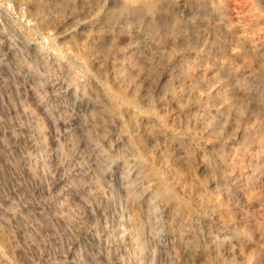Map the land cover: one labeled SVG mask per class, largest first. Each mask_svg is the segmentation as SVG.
I'll return each instance as SVG.
<instances>
[{"label": "rangeland", "instance_id": "rangeland-1", "mask_svg": "<svg viewBox=\"0 0 264 264\" xmlns=\"http://www.w3.org/2000/svg\"><path fill=\"white\" fill-rule=\"evenodd\" d=\"M147 1L0 0V264H141L135 246L147 253L143 264H191L184 250L203 242L200 219L167 211L161 223L145 226L139 244L134 238L133 136L139 129L145 147L160 145L147 133L152 123L172 132L173 151L178 145L197 153L199 140L221 166L233 159L234 184L253 172L262 177L247 164L259 161L264 133L255 118L242 119L260 105L258 98L250 108L242 90L258 84L231 53H245L249 22L264 40V19H251L249 0H160L154 9ZM259 6L254 16L264 18V0ZM166 69L172 74L158 83ZM235 75L239 85L225 83ZM219 85L223 90H215ZM134 96L141 107L126 108ZM237 127L244 134L231 138ZM200 181L190 178L202 191ZM218 195L215 189L211 202ZM172 238L176 252L151 257ZM253 250L246 246L233 260L249 264Z\"/></svg>", "mask_w": 264, "mask_h": 264}, {"label": "bare ground", "instance_id": "bare-ground-1", "mask_svg": "<svg viewBox=\"0 0 264 264\" xmlns=\"http://www.w3.org/2000/svg\"><path fill=\"white\" fill-rule=\"evenodd\" d=\"M155 1H160V0H149V1H147L149 9L153 8L152 4ZM259 1L260 0H249V2H248V3L251 2V4H252V7L250 9L251 12L248 13V15H250L251 19H252V17H253V19L254 18L264 19V18H262V15H260V14L258 17L254 16L255 13H257V8L260 7ZM133 2H135V1H133ZM158 3H160V2H158ZM222 4L223 3H221V5ZM138 8H140V7H138ZM258 13H261V10H258ZM248 18H249V16H248ZM254 22L248 23L250 30L248 29L249 31L247 32V34L244 37H241L243 44L245 46V48H244L245 53H243V55L241 53H239V54L231 53V59L233 61H241L243 59L242 62L245 63L243 65L248 72L249 80H252V81L256 80V83L258 84V88H256V90L255 89L251 90V88L248 87L247 85L242 90V91L246 92L247 96L249 97L248 102H249L250 108H253L256 106L257 103L254 104L256 99H258V98L260 99V105H259L257 111H253V109H251V111H250V109L248 110L247 108H246L247 110H244L243 109L244 106H243L242 109L246 112L243 114L242 119L244 122H247L250 120V118H255L258 121L262 132L264 133V40L262 41V39H258L257 34L260 31V29L257 32V30L255 28V26H257V24H256L257 22L256 23H254ZM99 51H100V49H99ZM110 53H111V51H110ZM228 55H230V54H228ZM147 71H148V69H147ZM172 72L173 71H171L169 69L167 71H165L162 74V76L160 77V81L158 83H161L162 81L165 83V81H167V80H165V78L168 75L172 74ZM99 74H101V73H99ZM255 77H258V78L260 77L263 80H261L260 78L257 79ZM169 79H170V77H169ZM237 79L238 78L236 77V75L234 77L230 76L226 79L225 83L229 84L233 80L237 81ZM171 81H173V80H171ZM238 81L236 82V85H239ZM226 84H223V85H226ZM164 86H166L165 89L167 91H169L167 93L169 96L173 97L174 99H178V94H177L173 85L164 84ZM155 87H156V84H155ZM222 87H223L222 85L216 86L215 90L222 89ZM161 88H163V84H162ZM237 89H238V87H237ZM150 90H151V88H150ZM147 93H145V94H147ZM242 93H240V94H242ZM121 95H122V92L120 94V97H121ZM199 96H202L201 97V100H202L203 95H199ZM207 96H210V95L208 94ZM123 98H124V96H123ZM138 100H139V98H137L135 96H134V98H129V100L124 101V103L126 104L125 107L127 108V105H130V104H135L139 107L140 106L139 105L140 100L139 101ZM225 101H224V103H225ZM252 101H254V102H252ZM152 102L150 104V109H149L150 110L149 111L150 112V119L155 122V120L159 119L158 113H157L158 110L156 108L157 106ZM244 103L246 104V102H244ZM251 104L253 106H251ZM121 105H123V104H121ZM227 107H229V106H227ZM212 111H213V109H212ZM227 111H228V113L231 112V110H227ZM207 112H209V111L207 110L205 113H207ZM218 115H219V113H218ZM237 115H238V113H237ZM219 118H220V115H219ZM161 119H163V118H161ZM230 120H232V119H230ZM144 121H146V120H144ZM137 123L138 122H136V124ZM146 123H147V121H146ZM231 124L235 125V123H231ZM255 124H256V122H255ZM234 125H232V126L234 127ZM226 126L228 127V125H226ZM229 127H228V129H229ZM242 127H243V125H242ZM146 128H147V133L149 134L150 138L152 137L151 139L153 141L155 139H158L157 142H160L159 143L160 145H158V143L157 144L153 143L152 147H149V146L145 147L144 144L142 143L143 134L139 131V129H136L137 132H135L136 134L133 137H134V141L137 143L136 146L138 147V151L135 153L134 159L132 158L134 160V164L136 166L135 172L133 174L135 177L134 178L135 181H134V183H132L131 186L128 187V193H129L130 197L138 205V208H139V210L137 211V213L135 215V223L133 226V228L135 229L134 238L136 239V242L138 241V244L140 243L139 242L140 235L145 230V226L147 224H150L153 221L158 222V223L160 221H163L164 220L163 214H166L167 211H170V212L172 211L175 215H179V217L180 216L181 217L187 216V217H195V219H198V220L200 219L199 221L200 222L202 221L203 224L206 225L207 231H206L205 235L203 236V240H202L203 242H201L200 244L198 243V245H196L194 247L185 246V250L183 249L185 251L184 253L186 254L185 255L186 258L190 260L191 264H242V263H238V262L234 261L233 260L234 258L232 256H234V257L240 256L242 253V250L246 246H249V248L250 247L254 248L251 256L249 257L250 258L249 264H264V145L262 146V149L260 150V156H259L260 159L256 164L252 163V161H249V162L246 161V162H248V164H247L248 168L250 170H252L253 168L260 170V172L262 173V175H261L262 177H260L258 179L254 178V176H252V174L254 175L255 172H253L251 174V177L249 176V178H247V180L245 182L234 184L233 179L235 177V171L233 169V167H234L233 159L226 161L227 168L223 167L224 165L221 166V164H218L213 160L212 154L206 153V150L204 149L206 147L204 146V148H203L202 147L203 144L201 145L199 140H197V146L200 149L199 152L195 153L193 150L184 149V147L181 148V146L175 145V146H173V149L176 152L175 153L172 150V147L170 144V143H172L171 139L173 140V138L171 136L172 132L170 133L168 131L167 127L160 129V128L155 126V123H152L151 125L146 126ZM224 129H226V127ZM243 134H244V130L242 128L237 127L235 129V131L232 133L231 138L237 139V138L241 137ZM211 139H212V137H211ZM215 139H217V138H215ZM263 139H264V135H263ZM195 140H196V138H195ZM179 141H180V139H179ZM182 142H183V140H182ZM205 142H207L206 143L207 146L210 143V141L208 142V139ZM228 143H229V141H228ZM161 144H163V145H161ZM209 149H211V148H209ZM174 155H175L174 160L175 161L179 160V162H180L179 165L174 163L175 162V161H173ZM157 161L161 162L159 167H158V171H159L158 179L155 178L156 180H155L154 184L152 182L149 183V180H147V179L148 178L151 179V177L153 175H155V173L153 172L154 171L153 166L156 165ZM145 163L146 164L150 163L151 166H148V164L146 165ZM192 176H201L200 185H202V189H203L202 191L197 186H195V184L193 182H190V178ZM211 186H212V188H211ZM215 189L217 190V194L220 195V196L218 195L219 200L216 202H211L210 195H212V192L215 191ZM195 193H197V195H194ZM142 198H144V199L150 198L151 203L149 204V202H148L149 205H146V206H148V208L142 207L144 204L142 206H141V204L139 205V202L142 203ZM166 216H168V215H166ZM178 225H179V222H178ZM200 232H198V233H200ZM182 234H183L182 232L180 234H178V238L180 239V241H182V239H181ZM201 235L202 234H200V236ZM124 236H125V234H124ZM173 239L174 238H172L164 246H159V247H161L160 250L155 249L153 252L151 251L152 252V253H150L151 257L152 258L159 257V255L163 254L165 251L166 252H168V251L172 252V250H173L174 252H176L177 244H173ZM137 247H139V246H135V250L137 251V254H136L137 259L139 260V262L141 264H143L147 258V253L143 252L142 249L137 248ZM247 250H250V249L247 248ZM165 259H167V258H165Z\"/></svg>", "mask_w": 264, "mask_h": 264}]
</instances>
